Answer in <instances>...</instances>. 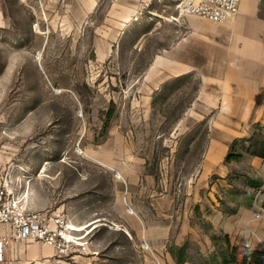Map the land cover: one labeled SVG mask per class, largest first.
Here are the masks:
<instances>
[{
    "label": "crops",
    "instance_id": "crops-1",
    "mask_svg": "<svg viewBox=\"0 0 264 264\" xmlns=\"http://www.w3.org/2000/svg\"><path fill=\"white\" fill-rule=\"evenodd\" d=\"M177 14L174 5L143 10L136 0H0V30L14 32L11 18L22 16L23 32L91 49L104 81L120 86L108 96L116 104L109 127L87 150L118 174L117 186L97 198L100 208L85 220L72 199L67 216L77 236H91L114 213L123 235L147 242L148 261L139 264H242L244 249L264 252V215L256 218L264 208V0H240L238 14L223 24L194 16L176 23ZM148 43L145 67L127 72ZM190 80L192 97L169 106ZM168 112L180 115L163 132ZM12 121L0 105V189L15 185L18 158L2 130ZM12 232L3 226L0 234ZM234 248L237 262L229 263ZM57 262L54 248L33 240L11 242L0 259Z\"/></svg>",
    "mask_w": 264,
    "mask_h": 264
},
{
    "label": "rangeland",
    "instance_id": "rangeland-1",
    "mask_svg": "<svg viewBox=\"0 0 264 264\" xmlns=\"http://www.w3.org/2000/svg\"><path fill=\"white\" fill-rule=\"evenodd\" d=\"M177 13L176 23L182 18L179 10ZM11 19L16 23L15 31L0 30V105L14 121L2 129L13 140L9 147L18 158L12 193L29 211L40 210L36 207L52 201L49 211H61L68 221L71 201L77 198L79 213L85 220L87 211L93 214L100 208L97 198L112 194L117 186L118 174L88 158L87 150L109 127L116 104L108 96L117 94L120 86L104 81V67L93 63L91 49L72 48L68 39L53 40L48 33L23 32L22 16ZM147 45L135 64L126 66L127 72L138 73L145 67L153 52ZM39 52L41 60L37 58ZM121 83L124 88L131 85L129 81ZM107 84L110 87L105 89ZM185 87L169 98V106L180 108L190 99L186 94L192 95L194 81ZM162 115L169 119L161 129L166 132L170 118L176 120L180 113ZM72 139L78 143L71 144ZM58 169H62L61 174L55 176ZM114 217L112 213L110 222L98 223L91 236L84 235L91 243L94 241L98 256L57 254L60 262L56 264L146 263L147 242L123 235Z\"/></svg>",
    "mask_w": 264,
    "mask_h": 264
},
{
    "label": "built area",
    "instance_id": "built-area-1",
    "mask_svg": "<svg viewBox=\"0 0 264 264\" xmlns=\"http://www.w3.org/2000/svg\"><path fill=\"white\" fill-rule=\"evenodd\" d=\"M143 10H149L154 3L174 5L180 16L199 17L213 23H226L239 12L240 0H136ZM42 17L45 19L44 12ZM39 28V23L34 24ZM47 33V32H44ZM132 211V210H131ZM264 215V208L260 218ZM3 226L12 229L11 236L0 234V259L11 242L33 240L55 249L59 256L72 253L91 254L95 245L84 236H77L76 228L69 224L67 217L59 210L29 211L8 185L0 189V233ZM96 254V253H95Z\"/></svg>",
    "mask_w": 264,
    "mask_h": 264
},
{
    "label": "trees",
    "instance_id": "trees-1",
    "mask_svg": "<svg viewBox=\"0 0 264 264\" xmlns=\"http://www.w3.org/2000/svg\"><path fill=\"white\" fill-rule=\"evenodd\" d=\"M112 113H109L108 117H111ZM262 146V145H261ZM262 148V147H261ZM258 154H262L260 151H255ZM264 157V154H262ZM238 249L234 248L232 255L229 259V263L237 262ZM242 264H264V252L262 251H252L248 248L243 250Z\"/></svg>",
    "mask_w": 264,
    "mask_h": 264
},
{
    "label": "bare ground",
    "instance_id": "bare-ground-1",
    "mask_svg": "<svg viewBox=\"0 0 264 264\" xmlns=\"http://www.w3.org/2000/svg\"><path fill=\"white\" fill-rule=\"evenodd\" d=\"M41 56H42V54L39 52V54H38V60H41Z\"/></svg>",
    "mask_w": 264,
    "mask_h": 264
}]
</instances>
